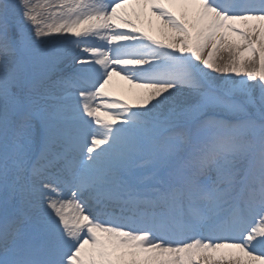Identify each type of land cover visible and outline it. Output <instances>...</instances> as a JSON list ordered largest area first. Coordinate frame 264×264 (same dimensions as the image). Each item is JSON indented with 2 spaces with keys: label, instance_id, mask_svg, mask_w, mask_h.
Masks as SVG:
<instances>
[{
  "label": "snow or ice",
  "instance_id": "snow-or-ice-1",
  "mask_svg": "<svg viewBox=\"0 0 264 264\" xmlns=\"http://www.w3.org/2000/svg\"><path fill=\"white\" fill-rule=\"evenodd\" d=\"M0 264H264V0H0Z\"/></svg>",
  "mask_w": 264,
  "mask_h": 264
},
{
  "label": "rangeland",
  "instance_id": "rangeland-1",
  "mask_svg": "<svg viewBox=\"0 0 264 264\" xmlns=\"http://www.w3.org/2000/svg\"><path fill=\"white\" fill-rule=\"evenodd\" d=\"M219 55H226V54H224V53H220Z\"/></svg>",
  "mask_w": 264,
  "mask_h": 264
}]
</instances>
